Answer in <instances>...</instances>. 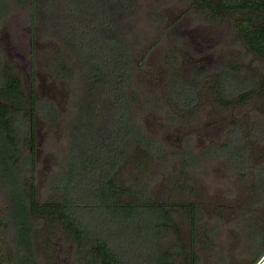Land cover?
<instances>
[{"label": "trees", "instance_id": "trees-1", "mask_svg": "<svg viewBox=\"0 0 264 264\" xmlns=\"http://www.w3.org/2000/svg\"><path fill=\"white\" fill-rule=\"evenodd\" d=\"M132 1L0 0V28L13 6L24 12L29 36L28 84L0 45V264H52L59 255L66 264H200L202 255L210 264H226L216 244L206 243L208 234L198 235V206L153 195L158 167L168 155L132 110V73L142 68L148 50L136 54L127 36ZM186 1L199 21L227 24L258 65L249 72V62L245 69L228 57L211 69L185 73L174 52L163 55L170 69L163 92L169 121H189L206 95L222 108L245 106L257 96L264 109V0ZM40 35L51 45L55 77L72 84L66 150L56 156L58 171L45 185L37 180V120L56 123L61 112L51 99L36 95L34 46ZM227 130L228 139L207 154L228 159L235 173L248 176L259 205L264 164L254 167L237 147L249 137L264 139V118L249 120L247 129L233 122ZM179 156L172 186L182 191L200 158ZM176 209L187 216L192 239L166 246L159 232H178ZM250 225V242L260 250L249 263L255 264L264 255V214Z\"/></svg>", "mask_w": 264, "mask_h": 264}, {"label": "rangeland", "instance_id": "rangeland-1", "mask_svg": "<svg viewBox=\"0 0 264 264\" xmlns=\"http://www.w3.org/2000/svg\"><path fill=\"white\" fill-rule=\"evenodd\" d=\"M127 5L131 6L127 13V36L133 51L140 54L148 48L142 68H136L132 73L129 92L132 110L147 135L162 141L168 155L164 164L158 167L153 195L172 203L187 200L198 206L203 213L198 235L202 238L208 234V240H203L216 244V250L225 258L226 264H249L260 255L256 242L254 246L250 242L254 236L250 223L264 214V201L255 205L252 195L257 193L252 180L235 173L228 159L210 156L207 151L228 139L227 129L233 122L247 129L249 120L264 118L262 102L256 96L245 106L222 108L215 104L212 96L206 95L193 118L187 122L172 123L168 119L169 109L163 101L170 74L163 55L174 52L180 72L198 66L211 69L228 57L241 62L245 69V63L249 62V72L258 64L245 56L244 47L227 24L222 26L199 21L187 10L186 0H133ZM27 29L24 12L12 6L11 13L0 28V45L9 57L17 61L26 84L29 83ZM40 39L34 46L36 95L51 99L61 112L56 123L37 120V180L45 185L58 171L56 156L66 150L67 122L72 116L71 105L69 110L66 106L72 84L61 83L55 77L50 66L51 45L41 35ZM240 145L237 150L244 152L254 167L264 164V139L249 137L240 141ZM183 152L194 154L200 162L189 174L188 185L180 191L172 184L177 177L179 154ZM174 214L173 225L178 232L160 230V240L166 246H172L181 238L188 244L192 239L188 218L177 209ZM262 257L255 264H259ZM42 258L46 260L44 255ZM66 260L59 255L52 264H66ZM200 264H210L209 257L202 255Z\"/></svg>", "mask_w": 264, "mask_h": 264}, {"label": "clouds", "instance_id": "clouds-1", "mask_svg": "<svg viewBox=\"0 0 264 264\" xmlns=\"http://www.w3.org/2000/svg\"><path fill=\"white\" fill-rule=\"evenodd\" d=\"M264 260V256L262 257L261 261L259 262V264Z\"/></svg>", "mask_w": 264, "mask_h": 264}, {"label": "water", "instance_id": "water-1", "mask_svg": "<svg viewBox=\"0 0 264 264\" xmlns=\"http://www.w3.org/2000/svg\"><path fill=\"white\" fill-rule=\"evenodd\" d=\"M263 262H264V260L260 264H262Z\"/></svg>", "mask_w": 264, "mask_h": 264}]
</instances>
